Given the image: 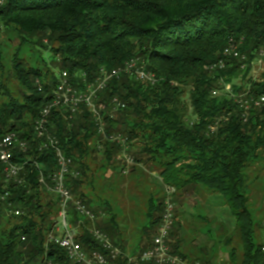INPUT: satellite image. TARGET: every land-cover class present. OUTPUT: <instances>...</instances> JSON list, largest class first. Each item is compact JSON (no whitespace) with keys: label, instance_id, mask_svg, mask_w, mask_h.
<instances>
[{"label":"trees","instance_id":"obj_1","mask_svg":"<svg viewBox=\"0 0 264 264\" xmlns=\"http://www.w3.org/2000/svg\"><path fill=\"white\" fill-rule=\"evenodd\" d=\"M1 1L0 23L13 26L22 43L29 37L45 38L50 46L44 49L60 72L55 74L45 58L35 66L16 53L12 73L20 86L19 95L0 82V140L15 133L29 145L26 153L15 152L14 161L22 166L18 177L22 183L7 180L0 163V198L9 194L5 201L0 199V264H75L48 239L60 201L55 196L54 204H44L42 198L53 194L49 188L58 165L53 149L39 150L34 124L53 104L64 72L75 89L85 92L102 70L123 68L132 59L153 78L123 73L109 80L97 97L108 106L102 113L104 135L85 103L72 120L64 108L51 111L48 132L73 160L71 169L79 172L77 178H67L75 198L93 208L80 188L87 160L98 152L115 171L129 172L130 166H122L118 160L122 147L110 140L120 134L127 138L133 171L145 172L153 165L168 187L162 200H150L147 219L154 234L147 235L149 241L139 251L152 245L169 190H174L170 196L175 206L185 193L206 192L220 195L236 219L241 246L231 248L230 263L264 264V244L257 243L254 234L258 223L247 207L251 184L258 177L249 169L263 159L259 153L264 152V116L251 108L245 122L244 109L225 91L227 84L233 94H247L246 98L264 95V72L258 79L250 77L252 63L264 47V0ZM231 40L239 44L246 59L226 58L225 69L208 70L223 58ZM3 68L0 51V70ZM237 80L241 83H235ZM215 89L222 94L213 96ZM186 94L191 109L184 102ZM114 99L125 104L118 110L123 120L111 117ZM222 117L226 120L221 121ZM217 121V129L211 131ZM6 210L17 219L16 224L9 220L5 224ZM15 211L21 215L16 216ZM69 214L72 225L82 222L77 239L85 251L108 255L90 232L94 226L123 250L110 227L93 225L73 207ZM171 246L173 253L188 260L176 244ZM111 264H128V260L122 256Z\"/></svg>","mask_w":264,"mask_h":264},{"label":"rangeland","instance_id":"obj_2","mask_svg":"<svg viewBox=\"0 0 264 264\" xmlns=\"http://www.w3.org/2000/svg\"><path fill=\"white\" fill-rule=\"evenodd\" d=\"M1 3L2 1L0 0ZM0 26V51L4 66L0 70V82L4 83L11 92L18 96L20 90V86L13 78L12 73L13 58L16 53L20 60L35 66L40 59L45 58L52 71L57 75L59 74L60 70L55 67L54 59L44 49V46H50L45 38L40 36L29 37L26 42L22 43V38H20L19 33L13 26H6L3 23H0ZM263 72L264 58L261 59L258 56L252 63L250 77L258 79ZM235 83L240 84L241 81L237 80ZM228 87L230 88V85ZM187 95L184 96V102L191 109L189 96ZM189 112V115H191L192 112ZM111 113H113L115 118L123 120V115L120 112L112 110ZM259 156L260 158L263 157V159H258L259 162L254 163L249 169L253 176L258 177L251 184L252 191L249 195L250 199L247 207L254 222L258 223L254 231L256 242L262 245L264 244V152H260ZM118 160L122 166L126 165L122 152L118 156ZM86 165L88 169L85 176L82 177L83 183L80 191L85 194L86 199L93 206L94 212L99 214L96 225L104 224L110 227L117 245L124 248L128 247L129 251L135 254L142 249L143 244L149 241L147 235L151 233L152 237L154 234V230H151L150 222L147 219L150 200H162L165 197V190L168 189L167 185L160 178L158 169L153 165H149L145 172L133 171L134 166H130L129 172L126 175H122L119 172L120 170L115 171L113 167L106 165L102 159V154L99 152L97 155L95 154L92 160L88 159ZM141 166L143 167V163ZM199 193L191 192L189 193L191 195L185 193L184 197H187L185 199L183 197V200L181 199L180 201L179 199V201L183 202L184 207L187 209H215L214 214L218 215L210 218L209 224L190 225V228L196 226L192 233L198 229L199 234L195 235V237H193L194 235L190 236L188 241L191 242L198 235L205 234L210 235L211 238L209 237L207 242L211 240L209 243L210 245L212 243L216 245L215 250L222 248V251L229 254L232 247L240 248L241 237L236 225V219L225 200L222 197H218L220 195H211L210 202L206 204L204 200H200V197H196ZM42 200L44 204L49 202L54 204L56 198L52 194L51 196L43 197ZM176 208H178L177 203ZM218 210L221 213H218ZM5 214V224H7L8 220L10 224H16L17 219L12 218L8 210H6ZM52 220L59 226V214H55ZM206 223L208 222L206 221ZM73 227L76 228L77 236H79L81 227H78L77 224L73 225ZM228 241L229 244H227ZM194 242H198V240ZM216 262V264H232L230 260L222 262V258L219 255Z\"/></svg>","mask_w":264,"mask_h":264},{"label":"built area","instance_id":"obj_3","mask_svg":"<svg viewBox=\"0 0 264 264\" xmlns=\"http://www.w3.org/2000/svg\"><path fill=\"white\" fill-rule=\"evenodd\" d=\"M260 58H264V47L259 52ZM241 58L246 59L245 56L240 54L239 44L231 40L227 47L223 50V58L219 59L215 63L208 66V70H223L226 68V58ZM262 61V60H261ZM126 73L130 75H139L142 79L153 78L149 73H145L142 67L139 68L138 60L132 59L126 63L123 68L113 69L112 71L102 70L101 75L96 79L94 83L88 85L85 92H79L75 89L69 79L68 73L64 72L61 76L59 85L55 92V99L52 105L46 107L40 114L39 118L34 124V133L37 139L40 140L39 150L45 151L53 149L56 154V160L58 170L52 176L53 186L49 190L59 199L60 211H59V226L55 225L54 231L49 235V241L56 243L62 249H64L69 258L75 264H111L116 262L120 257L124 256L128 260V264H189L188 260H184L178 254L173 253L171 233L173 231L176 222V206L172 202L170 196L173 189L169 190L168 198L165 202V210L162 215L161 224L159 225L157 232L152 240L150 248L138 251L135 254H129L123 252L118 246H115L109 237L95 226L90 230L94 238L101 243L103 249L108 252V255L103 254L100 251L93 250L90 252L85 251L83 245L77 239V230L70 222V208L73 209L84 219L89 220L93 225L99 219V214L93 212L82 200L75 198L71 188L67 185L68 176L77 178L79 172L71 169L73 166V160L68 158L59 147L58 140L48 132L49 118L53 107L64 108L69 114L68 118L72 120L79 111L81 103H85L93 114L94 120L99 127V133L105 134L106 122L102 116L103 112H107L108 106L104 102L98 100V93L104 90L109 83V80ZM225 84V91L231 94L232 99L237 102L244 109L243 117L246 122L248 119L249 111L251 108L257 109L262 112L264 116V95L246 98L247 94H233L231 88H227ZM222 92L219 90H213V96H218ZM112 110L118 111L124 109L123 104L118 99L112 101ZM113 117V113H110ZM220 120H226L224 117ZM218 121L215 126L211 127V131H215L218 126ZM110 140L116 142L123 149L122 157L126 164L125 167L131 166L134 163V159L129 156L128 141L127 138L117 134L112 135ZM29 145L28 142L21 139L17 134L10 133L5 135L0 140V163L4 165L3 172L7 180H17L22 183V180H18L22 166L17 164L15 159V152L26 153ZM124 173H127V169ZM44 179L41 178V182ZM9 196L5 193L0 199L5 201ZM16 216L21 215L20 211H15ZM82 222L78 223L79 225ZM23 240L25 238L23 237ZM264 252V247H263ZM42 264H54L52 262H45Z\"/></svg>","mask_w":264,"mask_h":264},{"label":"crops","instance_id":"obj_4","mask_svg":"<svg viewBox=\"0 0 264 264\" xmlns=\"http://www.w3.org/2000/svg\"><path fill=\"white\" fill-rule=\"evenodd\" d=\"M184 195L182 196V198H180V201L181 199L183 200ZM186 197L187 196H185L184 199ZM196 197H200V200H204L206 204L209 203L211 199V195L206 192H201V194L197 195ZM180 201L178 202V208H176L177 209L176 223L173 228L172 231L173 236L171 238L172 243L177 245L178 251L188 257L189 264H216L218 255L222 258V262L229 260V254L222 251L223 250L222 248L215 250L216 245L214 243L210 245L209 242L211 240L207 242L210 235L203 234L204 235L203 236L202 234H200L201 236L198 235L196 238H193L191 242L188 241L190 239L189 238L190 236L194 235L193 237H195V235L199 234L198 229H196V231H193L192 233V230L196 226L190 228V225H200L201 223L209 224L210 218L216 217L218 215V214L217 215L214 214L215 209L214 210H208V208H201L197 210L187 209L184 207L185 205H183V202ZM218 213L221 212L218 210ZM206 221L208 223H206ZM198 228L201 229L200 227ZM196 240H198V242H194ZM121 247L127 253L132 254V252L129 251L128 247L126 248H124L123 246Z\"/></svg>","mask_w":264,"mask_h":264}]
</instances>
